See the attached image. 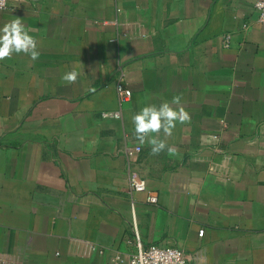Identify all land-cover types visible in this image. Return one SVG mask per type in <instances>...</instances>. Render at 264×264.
<instances>
[{
    "label": "crops",
    "instance_id": "obj_1",
    "mask_svg": "<svg viewBox=\"0 0 264 264\" xmlns=\"http://www.w3.org/2000/svg\"><path fill=\"white\" fill-rule=\"evenodd\" d=\"M255 2L9 0L0 27L21 18L40 55L0 61V264H110L136 253V234L183 249L184 264H264ZM175 95L191 121L160 134L177 155H152L131 116ZM130 171L145 191L130 189Z\"/></svg>",
    "mask_w": 264,
    "mask_h": 264
},
{
    "label": "clouds",
    "instance_id": "obj_2",
    "mask_svg": "<svg viewBox=\"0 0 264 264\" xmlns=\"http://www.w3.org/2000/svg\"><path fill=\"white\" fill-rule=\"evenodd\" d=\"M30 31L19 17L5 22L0 27V61L20 53L28 55L33 61L37 60L40 55L37 40L30 35ZM78 75L79 73L73 69L65 72L62 79L72 84L76 82ZM88 91H95V89H88ZM181 100L180 95H175L171 102L164 101L159 106L148 104L132 114L135 138L140 145H149L152 155H159L165 149L170 156L178 154V150L174 146H168L166 139H161L160 134L163 132L165 137H170L177 122L190 123L191 116L185 110Z\"/></svg>",
    "mask_w": 264,
    "mask_h": 264
},
{
    "label": "built area",
    "instance_id": "obj_3",
    "mask_svg": "<svg viewBox=\"0 0 264 264\" xmlns=\"http://www.w3.org/2000/svg\"><path fill=\"white\" fill-rule=\"evenodd\" d=\"M9 5V0H2L0 2V10L6 9ZM257 12L258 21L264 24V0H256L254 4ZM226 42L229 41L230 35H226ZM118 94L121 102L128 101L132 96V91L125 88L123 84L117 86ZM105 117L121 118L122 113L120 110L106 111L103 113ZM142 150L141 146H136L134 150H130V158L135 156ZM130 189L135 192L145 191L147 189L146 179L143 178L137 171H130L129 174ZM148 201L151 203H157L158 198L155 195L148 196ZM204 229L200 230L199 234H204ZM138 240V248L136 253L126 257L122 253H115L110 264H184L187 256L183 249L178 247L166 246L162 247L156 244L144 246L139 241V236L136 234ZM97 249V248H95ZM100 252L102 250H99Z\"/></svg>",
    "mask_w": 264,
    "mask_h": 264
}]
</instances>
